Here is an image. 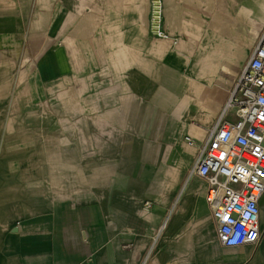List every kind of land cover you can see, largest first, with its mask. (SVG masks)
Instances as JSON below:
<instances>
[{
    "label": "crops",
    "instance_id": "0c3cea01",
    "mask_svg": "<svg viewBox=\"0 0 264 264\" xmlns=\"http://www.w3.org/2000/svg\"><path fill=\"white\" fill-rule=\"evenodd\" d=\"M148 1L0 0V264H264V192L260 239L223 246L190 171L264 0H163L174 48Z\"/></svg>",
    "mask_w": 264,
    "mask_h": 264
},
{
    "label": "built area",
    "instance_id": "2783aa9c",
    "mask_svg": "<svg viewBox=\"0 0 264 264\" xmlns=\"http://www.w3.org/2000/svg\"><path fill=\"white\" fill-rule=\"evenodd\" d=\"M149 3V33L176 47L178 36L164 28L163 0ZM184 139L195 145L192 138ZM190 171L206 183L205 199L220 244L256 243L261 237L259 200L264 192V28L213 127L197 146ZM146 262L147 256L142 264Z\"/></svg>",
    "mask_w": 264,
    "mask_h": 264
},
{
    "label": "rangeland",
    "instance_id": "374dc122",
    "mask_svg": "<svg viewBox=\"0 0 264 264\" xmlns=\"http://www.w3.org/2000/svg\"><path fill=\"white\" fill-rule=\"evenodd\" d=\"M150 2V0L148 1V18H149V3ZM147 27H148V25H147ZM150 34V33H149ZM241 33L240 32H237V38H238V44L239 45H241L242 43L244 44L245 43V38H243L241 35H240ZM151 35V34H150ZM241 40H242V42H241ZM240 48L242 49V52H243V50H245V48L243 47V46H240ZM245 59H244V61L247 59V55L244 57ZM9 113H10V111H6V113H5V115L6 114H8L9 115ZM5 115H4V117H5ZM1 134L0 135H2L3 134V132H4V128L3 129H1ZM1 146V145H0ZM2 146H4L3 144H2ZM24 146H29L30 148H31V152H34L35 153V148H36V144H22V143H17V142H14L13 143V148H12V150H13V153L15 154H17L18 156H19V158H18V160H16V161H14V165L15 166H17V167H19V168H21V163H25V160H22V158L23 157H25V156H23L22 155V149H23V147ZM16 155V156H17ZM30 163H29V165L31 164V165H33L34 167H36V163H35V160H30L29 161ZM79 163V162H78ZM83 163V162H82ZM80 164V163H79ZM81 165V164H80ZM81 170L83 169V168H80ZM77 178L78 179H81L82 178V176H77Z\"/></svg>",
    "mask_w": 264,
    "mask_h": 264
}]
</instances>
